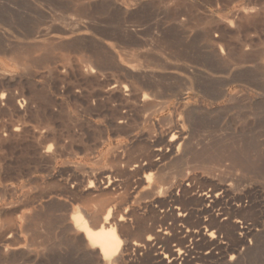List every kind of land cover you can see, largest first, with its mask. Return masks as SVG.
<instances>
[{
    "label": "rangeland",
    "instance_id": "obj_1",
    "mask_svg": "<svg viewBox=\"0 0 264 264\" xmlns=\"http://www.w3.org/2000/svg\"><path fill=\"white\" fill-rule=\"evenodd\" d=\"M179 165L193 222L199 190L230 183L209 211L255 233L205 264H264V0H0V264H168L173 242H143L168 211L147 190ZM89 208L110 210L116 261L76 224Z\"/></svg>",
    "mask_w": 264,
    "mask_h": 264
},
{
    "label": "bare ground",
    "instance_id": "obj_2",
    "mask_svg": "<svg viewBox=\"0 0 264 264\" xmlns=\"http://www.w3.org/2000/svg\"><path fill=\"white\" fill-rule=\"evenodd\" d=\"M71 32V31H70ZM73 32V31H72ZM43 36V35H42ZM55 36V35H54ZM56 37V36H55ZM60 37V36H59ZM52 38H53V36H52ZM54 39V38H53ZM65 39V38H64ZM60 40V39H59ZM61 40H63V39H61ZM56 41H58V40H56ZM19 54V53H18ZM23 56H24V54H22ZM21 55V56H22ZM27 55V54H26ZM28 58V57H27ZM29 59V58H28ZM147 59V58H146ZM149 62V61H148ZM155 64V63H154ZM39 65V64H38ZM171 66V65H170ZM38 67V66H37ZM173 68V67H172ZM132 71V70H131ZM157 76V75H156ZM149 80H150V78H149ZM148 80V81H149ZM139 83V82H138ZM152 91H154L153 89H151ZM160 90V89H159ZM156 91V90H155ZM158 93H159V91H158ZM166 93V92H165ZM135 95V94H134ZM148 95V94H147ZM152 95V94H151ZM151 95H149V96H151ZM160 95V94H159ZM137 96H139V95H137ZM136 96V97H137ZM142 96H143V94H142ZM166 96V95H165ZM161 97H162V95H161ZM170 97V96H169ZM138 99V98H137ZM147 99V98H146ZM151 99H152V97H151ZM150 99V100H151ZM153 99H154V96H153ZM141 100V99H140ZM142 101V100H141ZM143 102H144V100H143ZM146 102H150L149 101V99L148 100H146ZM165 102H167V101H165ZM151 103L152 104H154L153 103V101H151ZM158 103H160V102H158ZM157 103V104H158ZM129 104V103H128ZM146 104V103H145ZM148 105V104H147ZM146 105V106H147ZM166 105V104H165ZM164 105V106H165ZM168 105V104H167ZM150 106V105H149ZM151 106H154V105H151ZM168 107V106H167ZM139 108H141V107H139ZM143 108V107H142ZM146 108V107H145ZM145 108H143V109H145ZM151 108V107H150ZM155 108H157V106L155 107ZM161 108V107H160ZM167 109V108H166ZM194 109V108H193ZM147 111V110H146ZM154 111V110H153ZM156 111H158V110H156ZM186 112V111H185ZM155 113V112H154ZM158 114V113H157ZM150 115V114H149ZM161 115V114H160ZM186 115H188V113L186 114ZM142 117V116H141ZM178 116H176V118H177ZM162 118H164L165 119V117H162ZM173 118V117H172ZM179 118V117H178ZM161 119V118H160ZM159 119V120H160ZM175 120V119H174ZM180 120V119H179ZM177 121V120H176ZM181 121V120H180ZM175 122V121H174ZM179 122V121H178ZM187 123V122H186ZM188 124V123H187ZM173 125H174V123H173ZM175 125H177V124H175ZM162 126V125H161ZM174 127V126H173ZM177 126H175L174 128H176ZM166 128V127H165ZM167 128H169V127H167ZM174 128H172V131H173V129ZM178 129V128H177ZM164 131H165V129H164ZM177 131V130H176ZM163 132V131H162ZM167 132V131H166ZM165 132V133H166ZM174 132H175V130H174ZM173 132V133H174ZM165 133H163L164 135H165ZM168 133H169V131H168ZM172 133V132H171ZM170 133V134H171ZM172 133V134H173ZM138 134V133H137ZM158 134H161L160 132L158 133ZM167 134V133H166ZM175 134H177V133H175ZM168 136H170V139H168V142L166 141V139H165V141L167 142V145L168 146H173V144L174 143H176V141L174 142V140H173V138H171V135H168ZM178 136V135H177ZM158 137V136H157ZM160 137V136H159ZM158 137V138H159ZM172 137H174V136H172ZM175 137H176V135H175ZM153 138V137H152ZM157 138V139H158ZM163 138H164V136H163ZM165 138H166V135H165ZM177 139H178V137H176ZM186 138V137H185ZM154 140V139H153ZM162 139H160L159 141H161ZM158 142V141H157ZM156 142V143H157ZM151 143H153V142H151ZM155 143V144H156ZM160 142H158V144H159ZM142 144V143H141ZM153 145V146H155V148L153 147V154L155 155V156H159L160 158H162V160L163 159H166V158H168L167 156V153H165V151L163 150L165 147H162V145ZM177 144V143H176ZM175 145V144H174ZM152 146V145H151ZM164 146V145H163ZM180 146V145H179ZM149 147V146H148ZM167 147V146H166ZM175 147V146H174ZM182 147V146H181ZM118 148V147H117ZM149 148H151V147H149ZM179 149V148H178ZM125 150V149H124ZM151 150V149H150ZM176 150V149H175ZM120 151H121V149H120ZM126 151V150H125ZM124 151V152H125ZM176 151H178V150H176ZM174 153H175V151H174ZM177 153V152H176ZM180 153V152H179ZM183 153V152H182ZM192 153V152H191ZM119 154V153H118ZM134 154V153H133ZM130 155V154H129ZM142 155H144V154H142ZM147 155V154H146ZM151 155V154H150ZM154 155H153V157H154ZM184 155H186V154H184ZM120 156V155H119ZM124 156V155H123ZM134 156H135V154H134ZM148 157H149V153H148V155H147ZM176 156H177V154H176ZM181 156H182V154H181ZM181 156H179L178 155V157H180V159H181ZM125 157V156H124ZM124 157H122V159L124 158ZM132 157H133V155H132ZM131 157V158H132ZM148 157H147V160H148ZM118 158V160H119V157H117ZM136 159V158H135ZM178 159V158H177ZM179 159V160H180ZM183 159V158H182ZM181 159V160H182ZM116 160V159H115ZM117 160V161H118ZM150 160L151 159H149V163L151 164V162H150ZM160 160V159H159ZM167 160V159H166ZM174 160V159H173ZM178 160V161H179ZM133 161L135 162V160L133 159ZM138 161H140V160H138L137 159V163H138ZM158 161V160H157ZM176 160H174V162H175ZM123 162H124V160H123ZM161 162V161H160ZM164 162V161H163ZM170 162V161H169ZM180 162V161H179ZM122 163V162H121ZM120 163V164H121ZM129 163H133L132 161H130ZM136 163V164H137ZM154 163H155V161H154ZM168 162H166L165 164H167ZM170 163H172V162H170ZM169 163V164H170ZM124 164V163H123ZM138 164H140V163H138ZM174 164H176V163H174ZM180 164V163H179ZM182 164V163H181ZM116 164L114 163V166H115ZM126 165H128V164H126ZM158 165V164H157ZM171 165H173V164H171ZM183 165V164H182ZM187 165V164H186ZM192 165V164H191ZM113 166V165H112ZM116 166H118V165H116ZM123 166H125V165H123ZM130 167L132 166L131 164L129 165ZM129 166H127L128 167V170H129ZM147 166H149V165H147ZM168 167H169V165H167ZM174 166H176V165H174ZM121 167V166H120ZM136 167H138V165H136ZM135 167V168H136ZM150 167H152L151 165H150ZM157 167V166H156ZM159 167V166H158ZM162 167H164V165H162ZM166 167V166H165ZM164 167V168H165ZM184 166H182V168H181V165H179V168L178 167H172L170 170H168V172L167 171H165V170H163L162 169V171H165V172H163V176L160 174V176H158L157 178L158 179H160L161 180V184L157 187L158 188V190L154 187V186H152V191H150V188L147 190V191H149L150 192V197L152 198V199H154V200H158V202H159V200H160V202L162 203V206L163 207H165L168 211L167 212H163L164 214L162 215V219H160L161 221H154V222H152L154 225L153 226H151L152 225V223H151V225L148 227V229H145L144 230V232L143 233H145V234H147L148 236L144 239V241L143 240H141V241H143V242H145L147 245H149V246H153L154 244H169V243H172L173 242V247L170 249V252H168V253H170V255H169V260L167 261V263L168 264H179L180 262H183V261H187V262H189V264H205V260L206 259H219V258H225L223 255V252H224V250L226 249V242L224 241V240H226L230 235H232L233 233H235V232H237L240 236H242V237H248V236H252L253 234H255L254 233V231H252V230H249L248 229V227H238L237 226V223L238 222H240V221H238V220H236L235 219V216H231V215H229L228 213H226V211L225 212H220V213H217V214H212V213H210V211H209V207H211V206H213V205H221L220 204V197L218 196V194L219 193H226V192H228V190H231V184L230 183H228V184H226V183H222V184H220L219 182H221V181H219L218 183H219V185L218 186H216V189H214V190H206L205 189V187L202 189V190H199L200 192H199V194H198V196L200 197H198V196H196V197H198V199H200V201H201V205H202V209H204V212L205 213H209L208 215V217L210 218V219H207V218H198V220H196L195 222H193L192 221V218L191 217H193L192 216V214L193 213H195V212H197L198 211V209H195V210H193L194 209V207H193V209H191L188 205H186L185 203L184 204H182V201H180L179 199V197L178 196H175L174 195V189L175 188H181L182 187V189H183V185H184V182H188L190 179H192L191 178V173L189 174V170L188 171H185V169L187 168H183ZM212 167V166H211ZM160 168H161V166H160ZM159 168V169H160ZM121 169H122V171L124 170L122 167H121ZM138 169V168H137ZM136 169V170H137ZM140 169H142V167L140 168ZM168 169V168H167ZM126 170V169H125ZM133 170V169H132ZM136 170H133V171H136ZM154 170V169H153ZM152 170V171H153ZM119 171V170H118ZM118 171H117V173H118ZM133 171H131V175H132V172ZM138 171V170H137ZM144 171H145V169H144ZM158 171V170H157ZM101 172V171H100ZM119 172H121V171H119ZM129 172V171H128ZM155 172V171H154ZM122 173V172H121ZM159 173H160V170H159ZM102 174V173H101ZM135 174H137V173H135ZM104 175V174H103ZM123 175V174H122ZM130 175V174H129ZM130 175V176H131ZM138 175V174H137ZM152 175H154V174H152ZM133 176V175H132ZM139 176V175H138ZM126 177V176H125ZM156 177V176H155ZM154 176H153V178H155ZM160 177V178H159ZM201 177V176H200ZM132 178V177H131ZM137 179H139V178H137ZM158 179H157V181H158ZM72 180V179H71ZM130 180V179H129ZM151 180V179H150ZM155 180H156V178H155ZM155 180H153V181H155ZM213 180V179H212ZM141 181V180H140ZM140 181H137L138 183L140 182ZM145 181V180H144ZM148 181V180H147ZM153 181H152V183H153ZM69 182V181H68ZM133 182H135V181H133ZM133 182L132 183H130V184H133ZM136 182V183H137ZM142 182V181H141ZM140 182V183H141ZM159 183V182H158ZM208 183V182H207ZM135 184V183H134ZM134 184H133V186H134ZM154 184V183H153ZM156 184V183H155ZM154 184V185H155ZM217 184V183H216ZM114 185V184H113ZM145 185V184H144ZM143 185V186H144ZM149 185V184H148ZM151 185V184H150ZM149 185V186H150ZM195 185V184H194ZM211 185V184H210ZM154 187V188H153ZM187 187V186H186ZM133 188V187H132ZM135 188V187H134ZM136 188H138V186H136ZM148 188V187H147ZM147 188H145V189H147ZM190 188V187H189ZM131 189V188H130ZM141 189V188H140ZM110 190V189H109ZM133 190H135V189H133ZM139 190V189H138ZM181 189H179L178 191H180ZM192 190V189H191ZM45 191V190H44ZM140 191V190H139ZM184 191V190H183ZM194 191V190H193ZM216 191H220V192H218V193H216ZM146 192V191H145ZM185 193H187V191H186V188H185V191H184ZM232 192V191H231ZM130 193H131V191H130ZM135 193V192H134ZM148 193V192H147ZM234 193V192H233ZM75 194V193H74ZM77 194V193H76ZM133 194V193H132ZM137 194V193H136ZM144 194V193H143ZM143 194H138V199H137V201L139 200V197H141V195H142V197L141 198H143ZM187 194H189V193H187ZM187 194H185V195H187ZM196 194V193H195ZM118 195V194H117ZM135 195V194H134ZM184 195V194H183ZM192 195V194H191ZM194 195V194H193ZM130 196V195H129ZM149 196H147L148 198H149ZM180 196V195H179ZM85 197V196H84ZM120 197V196H119ZM134 197V196H133ZM181 197V196H180ZM186 197H188V196H186ZM191 197H193V196H191ZM145 198H146V196L144 195V199L143 200H145ZM148 198H146V199H148ZM171 199V203H168L167 201H166V199ZM195 198V197H194ZM85 199V198H84ZM151 199V200H152ZM190 199V198H189ZM121 200V199H120ZM142 200V201H143ZM192 200H193V198H192ZM195 200V199H194ZM107 201V200H106ZM146 201V200H145ZM150 201V200H149ZM184 201V200H183ZM199 201V202H200ZM107 202H109V200L107 201ZM136 202V201H135ZM141 201H139V203H140ZM192 202V201H191ZM191 202H189V205H190V203ZM105 203V202H104ZM119 203V202H118ZM139 203H138V205H139ZM146 203V202H145ZM151 203H152V201H151ZM155 203V202H154ZM194 203V202H193ZM195 204V203H194ZM100 205H101V203H100ZM142 205H144V204H142ZM156 205H158V204H156ZM161 205V204H160ZM192 205V204H191ZM106 206V204L104 205L103 204V206H100L101 207V209H103L104 207ZM110 206V205H109ZM84 207H86V205L84 206ZM89 207H91V206H89ZM93 207V206H92ZM98 207H99V204H98ZM99 207V208H100ZM139 207V206H138ZM151 207V206H150ZM161 207V206H160ZM197 207V206H196ZM215 207V206H214ZM87 208V207H86ZM85 208V209H86ZM109 208V207H108ZM142 208V207H141ZM144 208V207H143ZM149 208V207H148ZM164 208V209H165ZM211 208H213V207H211ZM216 208V207H215ZM223 208V207H222ZM107 209V208H106ZM152 209H153V207H152ZM95 210V209H94ZM94 210H92V208H91V210H90V208L88 209V210H86L85 212L83 211V209H82V212L83 213H85L86 214V216H87V218L89 219L88 220V222L87 221H85V219L83 220V217H77V219H76V224L79 226V228L80 229H82L84 232H85V235H86V237L88 238V240H90V242H92L94 245H96L97 247H99L100 248V251H101V253H102V255L104 256V257H108L109 259H112V260H115L116 261V259H117V257L118 256H120V253L122 254V252H124V251H122L123 249H124V246L122 245L123 243H122V241L123 240H121V239H119V235H117V233L115 232L116 230H114V227H113V219H112V221H109V217H110V210H108V212H107V218L106 219H102V217H101V215H100V213H96ZM105 210V209H104ZM145 210V209H144ZM201 210V209H200ZM215 210V209H214ZM149 211H151V210H149ZM157 211V210H156ZM203 211V210H202ZM220 211V210H219ZM146 212V211H145ZM161 212V211H160ZM199 212V211H198ZM218 212V211H217ZM29 213V212H28ZM83 213H82V215H83ZM102 213V212H101ZM153 213H155V212H153ZM131 214V213H130ZM129 214V215H130ZM136 214V213H135ZM156 214V213H155ZM161 214H162V212H161ZM236 214V213H235ZM27 215V214H26ZM106 215V214H105ZM147 215V214H146ZM207 215V214H206ZM239 215V214H238ZM79 216V215H78ZM103 216V215H102ZM128 216V215H127ZM155 216V215H154ZM65 217V216H64ZM113 217V216H112ZM133 217H135V216H133ZM197 217H198V215H197ZM114 218V217H113ZM154 218H156V216L154 217ZM153 218V219H154ZM161 218V217H160ZM29 219V218H28ZM147 219V218H146ZM116 220V219H115ZM118 220V219H117ZM143 220H144V217H143ZM148 220V219H147ZM146 220V221H147ZM167 220H169V221H172V223H173V225H172V228L170 227V226H168V221ZM244 220V219H243ZM74 221V220H73ZM137 222V221H136ZM135 222V223H136ZM148 222V221H147ZM146 222V223H147ZM68 223V222H67ZM74 223V222H73ZM120 223H121V220H120ZM149 223V224H150ZM117 224V223H116ZM142 224H144V222L142 223ZM156 224H158V228H156ZM69 225V224H68ZM71 225H73V224H71ZM169 225H170V223H169ZM70 226V225H69ZM123 226V225H122ZM146 226V225H145ZM147 227V226H146ZM51 228V227H50ZM116 228V227H115ZM141 228V227H140ZM10 229V228H9ZM14 229V228H13ZM75 230V229H74ZM141 230H143V229H141ZM140 230V231H141ZM10 231V230H9ZM13 231H15V230H13ZM13 231H11V234H12V232ZM24 231V230H23ZM72 232V231H71ZM80 232V231H79ZM3 233V232H2ZM2 233H0V235L2 234ZM4 233H6V232H4ZM13 234H15V233H13ZM18 234V233H17ZM225 236V237H223V235ZM36 235V234H35ZM135 235V234H134ZM141 234H139V236H140ZM2 236V235H1ZM13 237L15 236V235H12ZM12 236H10V237H12ZM143 236V235H142ZM142 236H140L139 238H141L142 239ZM254 236V235H253ZM9 237V238H10ZM31 237V236H30ZM15 238V237H14ZM16 238H17V236H16ZM233 238H231V240H232ZM12 240H14V239H12ZM136 240V239H135ZM140 240V239H139ZM235 240V239H234ZM245 240V239H244ZM244 240H241V241H239L240 243H244ZM140 241V242H141ZM5 242H6V240H5ZM10 242H11V240H10ZM34 242V241H33ZM124 242V241H123ZM237 242V241H236ZM122 243V244H121ZM144 243V244H145ZM187 243H191V244H193V246H195V248H198V249H200V251L199 252H197L198 254H197V256H195V255H193V256H195V258L193 257V259H191V260H189L188 261V257H190L194 252V250H192L188 245L189 244H187ZM232 243V242H231ZM126 245V244H125ZM238 245V244H237ZM131 246V245H130ZM132 246H135V247H137L138 246V244L137 243H133L132 242ZM160 246V245H159ZM134 247V248H135ZM5 248V247H4ZM138 248V247H137ZM6 249V251H7V248H5ZM10 249H12V248H10ZM15 250H18V249H16V248H14ZM20 249H21V247H20ZM128 249H129V247H128ZM154 249V248H153ZM26 250V249H25ZM126 250V249H125ZM29 251V253H30V251L31 250H28ZM27 251V252H28ZM168 251V250H167ZM9 252H11V250L9 251ZM19 252V251H18ZM229 252V251H228ZM12 253V252H11ZM15 253H17V252H15ZM12 254H14V253H12ZM19 254V253H18ZM25 254V253H24ZM159 254V253H158ZM2 255V254H1ZM26 255V254H25ZM29 255V254H28ZM27 255V256H28ZM164 255V254H163ZM235 255L236 256H240L241 255V249L240 250H236V253H235ZM20 256H22L21 254H20ZM159 256V255H158ZM235 256V257H236ZM4 257V256H3ZM8 257V256H7ZM156 257V256H155ZM162 257V256H161ZM1 258V257H0ZM14 258V257H13ZM26 258V257H25ZM240 258V257H239ZM4 259V258H3ZM15 259V258H14ZM13 259V260H14ZM20 259H22V258H20ZM160 259V258H159ZM12 259H10V261H11ZM231 260L232 259H230V263H231ZM236 260H238V259H236ZM235 260V261H236ZM1 261V260H0ZM7 260H6V258H5V260L3 261V262H6ZM162 261V260H161ZM211 261V260H210ZM234 261V262H235ZM105 262V261H104ZM186 262V263H187ZM223 262V261H222ZM13 263V262H12ZM2 264V263H1ZM11 264V263H10ZM105 264V263H104ZM182 264V263H181Z\"/></svg>",
    "mask_w": 264,
    "mask_h": 264
}]
</instances>
